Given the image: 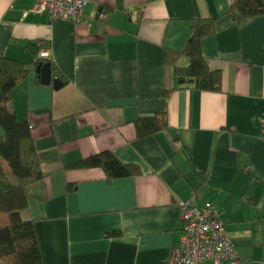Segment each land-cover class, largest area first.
I'll list each match as a JSON object with an SVG mask.
<instances>
[{
	"label": "crops",
	"instance_id": "0c3cea01",
	"mask_svg": "<svg viewBox=\"0 0 264 264\" xmlns=\"http://www.w3.org/2000/svg\"><path fill=\"white\" fill-rule=\"evenodd\" d=\"M235 1L99 0L73 22L24 15L33 0H0V54L29 69L10 105L30 122L43 173L20 210L43 264H168L186 199L211 200L241 264H264V14L239 22ZM203 17L216 18L201 48L221 90L179 84L167 59ZM28 42L47 43L39 54L66 83L41 80ZM155 114L167 126L139 136L136 120ZM104 150L140 171L108 177L77 164Z\"/></svg>",
	"mask_w": 264,
	"mask_h": 264
},
{
	"label": "trees",
	"instance_id": "16d2710c",
	"mask_svg": "<svg viewBox=\"0 0 264 264\" xmlns=\"http://www.w3.org/2000/svg\"><path fill=\"white\" fill-rule=\"evenodd\" d=\"M233 17L239 22L264 14V0H236L230 7ZM215 17L199 18L186 47L181 52H169L167 59L174 64L179 84L188 83L205 90H221L222 73L212 68L203 55L201 40L215 31ZM46 42H28L26 50L34 61H50L53 76L66 78L56 69L53 61L39 54ZM186 54L190 63L176 64L177 58ZM29 69L26 64L0 54V124L4 134L0 136V210L9 213V221H0V264H43L35 226L32 220L23 219L20 210L28 203L26 186L43 176L33 141L30 122L19 119L11 107L14 87L26 79ZM29 122V123H28ZM167 126L163 114L142 116L136 120L139 136L154 133ZM7 163V166L4 164ZM81 166H102L108 177H121L140 171L138 165L122 162L111 150H104L77 162Z\"/></svg>",
	"mask_w": 264,
	"mask_h": 264
},
{
	"label": "built area",
	"instance_id": "2783aa9c",
	"mask_svg": "<svg viewBox=\"0 0 264 264\" xmlns=\"http://www.w3.org/2000/svg\"><path fill=\"white\" fill-rule=\"evenodd\" d=\"M97 2L99 0H33L24 15L47 13L51 18L80 22L87 5ZM40 54L48 58L49 51L44 49ZM181 205L182 229L179 239L170 247L168 264H241L225 220L211 200L198 204L186 199Z\"/></svg>",
	"mask_w": 264,
	"mask_h": 264
},
{
	"label": "water",
	"instance_id": "95a60500",
	"mask_svg": "<svg viewBox=\"0 0 264 264\" xmlns=\"http://www.w3.org/2000/svg\"><path fill=\"white\" fill-rule=\"evenodd\" d=\"M37 72L40 74L41 80L45 83L53 82L55 87L61 86L64 82L61 77H53L51 62L41 61L36 66Z\"/></svg>",
	"mask_w": 264,
	"mask_h": 264
},
{
	"label": "bare ground",
	"instance_id": "6f19581e",
	"mask_svg": "<svg viewBox=\"0 0 264 264\" xmlns=\"http://www.w3.org/2000/svg\"><path fill=\"white\" fill-rule=\"evenodd\" d=\"M27 121H28V120H27ZM28 123H29V122H28ZM29 125H30V124H29ZM1 126H2V125H1ZM2 128H3V127H2ZM32 136H33V135H32ZM40 165H41V164H40ZM41 170H42V169H41ZM219 214H220V213H219ZM113 233H114V232H113ZM113 233H112V234H113ZM171 245H172V244H171ZM169 251H170V250H169ZM241 262H242V261H241Z\"/></svg>",
	"mask_w": 264,
	"mask_h": 264
}]
</instances>
